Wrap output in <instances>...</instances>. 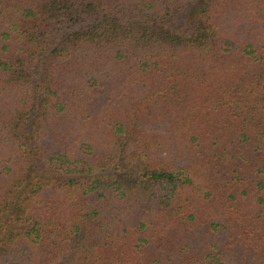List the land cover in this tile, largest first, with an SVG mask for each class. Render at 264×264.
I'll return each mask as SVG.
<instances>
[{
    "label": "trees",
    "instance_id": "obj_1",
    "mask_svg": "<svg viewBox=\"0 0 264 264\" xmlns=\"http://www.w3.org/2000/svg\"><path fill=\"white\" fill-rule=\"evenodd\" d=\"M0 264H264V0H0Z\"/></svg>",
    "mask_w": 264,
    "mask_h": 264
}]
</instances>
